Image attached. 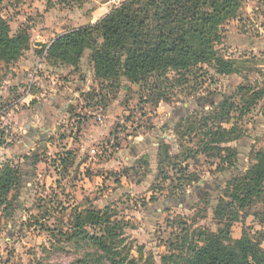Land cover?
Instances as JSON below:
<instances>
[{
    "label": "rangeland",
    "instance_id": "rangeland-1",
    "mask_svg": "<svg viewBox=\"0 0 264 264\" xmlns=\"http://www.w3.org/2000/svg\"><path fill=\"white\" fill-rule=\"evenodd\" d=\"M122 1L0 0L10 34L28 37L16 60L0 61V172L16 179L0 202V264H109L72 237L77 215L104 209L124 225L117 260L183 264L188 245L219 229L264 249V184L238 221L214 214L228 181L264 152V0H241L219 28L215 53L236 73L200 64L173 74L159 102L153 79L110 89L88 52L74 68L48 60L36 38L95 23ZM219 129L230 141L213 145Z\"/></svg>",
    "mask_w": 264,
    "mask_h": 264
},
{
    "label": "trees",
    "instance_id": "trees-1",
    "mask_svg": "<svg viewBox=\"0 0 264 264\" xmlns=\"http://www.w3.org/2000/svg\"><path fill=\"white\" fill-rule=\"evenodd\" d=\"M240 8L241 0H125L95 23L57 35L47 48V59L75 68L88 52L94 77L108 88H122V81L145 84L153 79L155 100L159 102L166 90H161V85L173 74L184 77L200 64L211 65L218 75L236 73L233 62L217 56L214 45L220 40V26L236 17ZM27 39L21 30L11 35L7 22L0 17V61L16 60ZM178 82L184 84L181 79ZM227 134L224 129L215 131L210 140L213 145L227 143ZM15 183L12 168L5 166L0 172V202ZM263 184L264 152H258L254 164L228 181V200H219L215 218L238 221L239 212L261 194ZM107 210L77 215L72 237L91 242L109 264H138L128 256L117 260L124 225L112 220ZM88 225L98 228L100 235H88ZM183 264H264V249L261 242L245 233L231 241L219 229L203 245H188Z\"/></svg>",
    "mask_w": 264,
    "mask_h": 264
},
{
    "label": "crops",
    "instance_id": "crops-1",
    "mask_svg": "<svg viewBox=\"0 0 264 264\" xmlns=\"http://www.w3.org/2000/svg\"><path fill=\"white\" fill-rule=\"evenodd\" d=\"M123 2V1H122ZM121 2V3H122ZM118 5H120V4H118ZM118 5H116L115 7H117ZM114 7V8H115ZM109 13V12H108ZM106 15V14H105ZM104 15V16H105ZM104 16H102V17H104ZM58 35H59V33H57ZM54 35L51 33V31L49 32V29H46V28H44L43 30H41L40 31V33H38V35L36 36V38H38L39 39V41H40V43H41V45L42 46H44V48L45 49H47L48 48V46L50 45V43L54 40V37H53ZM72 96H76V93H73L72 94ZM32 98H34V97H32ZM29 100H27V99H25V100H23V102H28ZM99 118H100V116H99ZM100 120H101V118H100ZM99 120V121H100ZM27 127H28V123H26V129H27ZM92 151L93 150H91V154H93L92 153Z\"/></svg>",
    "mask_w": 264,
    "mask_h": 264
},
{
    "label": "built area",
    "instance_id": "built-area-1",
    "mask_svg": "<svg viewBox=\"0 0 264 264\" xmlns=\"http://www.w3.org/2000/svg\"><path fill=\"white\" fill-rule=\"evenodd\" d=\"M98 120H100V118H99V117H98ZM92 153H93V154H95V151L93 150V151H92Z\"/></svg>",
    "mask_w": 264,
    "mask_h": 264
}]
</instances>
